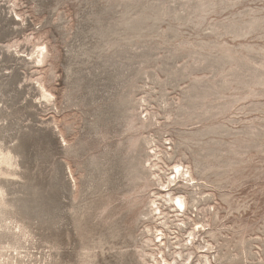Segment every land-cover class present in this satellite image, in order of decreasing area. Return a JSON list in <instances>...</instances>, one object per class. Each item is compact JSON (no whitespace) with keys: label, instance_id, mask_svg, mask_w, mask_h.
<instances>
[{"label":"rangeland","instance_id":"rangeland-1","mask_svg":"<svg viewBox=\"0 0 264 264\" xmlns=\"http://www.w3.org/2000/svg\"><path fill=\"white\" fill-rule=\"evenodd\" d=\"M3 156L0 264H264V0H0Z\"/></svg>","mask_w":264,"mask_h":264},{"label":"bare ground","instance_id":"bare-ground-1","mask_svg":"<svg viewBox=\"0 0 264 264\" xmlns=\"http://www.w3.org/2000/svg\"><path fill=\"white\" fill-rule=\"evenodd\" d=\"M0 162H5V163H7V162H8V158H7L6 156L0 157ZM153 168H154V167H153ZM188 171H189V170H188ZM188 171H187V170L184 171L182 165H180V164H176V165L174 166V171H173V174H175V175H174V179H173V180L169 179V183H174V182L176 181V177H177V175H179V176L184 177L183 179H186V180H187V181H186V184H187V185H191L192 183H194V181H193L194 178L191 177V174H190ZM186 173L189 174L188 177H185ZM162 184H163V183H162ZM166 185H167V184H166ZM166 185L163 184V186H166ZM166 188H167V190H166V189L164 190V191H168V193H167L168 198L166 199V198L164 197V198L166 199V201H169V202L172 204V206L176 207V208H177V209H176L177 212H179V211H183V213L185 214V213H186V210H187V207H188V200H187L186 196L183 195V194H177V195H174V194L172 193V188L170 187V185H167ZM165 194H166V193H165ZM159 197H160V196H159ZM162 198H163V197H162ZM152 203L155 205L157 202H156V200H153ZM153 204H152V205H153ZM152 211H158L160 215L163 213V210L161 209V207H160L158 204L156 205L155 208H152ZM164 213H165V212H164ZM164 224H166V223H164ZM167 225H168V224H167ZM162 235H164L163 232H162ZM190 236H191L192 239H193V238L195 237V233L192 231V232L190 233ZM163 239H164V238H161L160 242H162ZM191 255H192V254H191ZM182 256H183L182 252H181V251H178V252H177V255L174 257L173 260L169 261V260H167L165 257L162 256V257H161V258H163L162 261H161V262H158V263H160V264H189V263H187V262H179V261H178L179 259H177V258H178V257H179V258H182ZM189 258H190V256H189ZM184 260H185V259H184ZM207 260H208V259H207ZM181 261H183V259H182ZM185 261H187V260H185ZM209 263H210V262H209V260H208V263H207V264H209Z\"/></svg>","mask_w":264,"mask_h":264},{"label":"snow or ice","instance_id":"snow-or-ice-1","mask_svg":"<svg viewBox=\"0 0 264 264\" xmlns=\"http://www.w3.org/2000/svg\"><path fill=\"white\" fill-rule=\"evenodd\" d=\"M16 19H17V20H19L20 18H19V17H17Z\"/></svg>","mask_w":264,"mask_h":264}]
</instances>
